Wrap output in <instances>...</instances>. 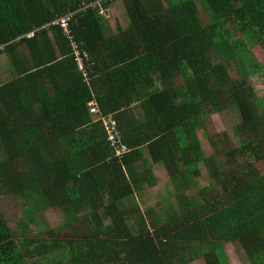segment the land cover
<instances>
[{
    "label": "trees",
    "instance_id": "16d2710c",
    "mask_svg": "<svg viewBox=\"0 0 264 264\" xmlns=\"http://www.w3.org/2000/svg\"><path fill=\"white\" fill-rule=\"evenodd\" d=\"M95 1L0 0V44L9 55L28 48L32 59L0 82V181L28 197L32 214L54 209L65 218L46 236L18 238L0 211V264H190L194 249L208 252L207 264H229L220 243L231 239L252 264H264L254 255L263 248L264 174L256 164L264 162V105L233 63L241 48L264 46V0H122L130 22L114 34ZM68 16L90 56V83L69 33L55 23ZM135 102L142 111L131 118ZM231 109L241 116L240 146L224 162L206 155L198 130ZM106 119L116 120L129 150L122 159ZM144 146L178 187L201 175L203 163L222 193L209 201L204 192L199 206L185 196L182 214L169 211L152 224L140 215L129 226L141 185L130 175ZM229 157L244 159L231 175Z\"/></svg>",
    "mask_w": 264,
    "mask_h": 264
},
{
    "label": "rangeland",
    "instance_id": "374dc122",
    "mask_svg": "<svg viewBox=\"0 0 264 264\" xmlns=\"http://www.w3.org/2000/svg\"><path fill=\"white\" fill-rule=\"evenodd\" d=\"M205 10L206 9L202 10L203 15ZM120 13L121 10L114 7L111 12L107 14L111 19H113L111 21V24H113L115 16L119 17ZM229 26L237 31L239 29L238 23L236 25H233V23H229ZM113 30H117V28L114 27ZM236 35L237 36H235V38H243L240 33H236ZM68 38L71 39L70 34ZM0 57L4 60H12V58H10L12 57V55H9L8 52H4V55L2 54ZM211 57L216 63L222 62L223 60V58L217 55V52L215 50L211 52ZM233 63L235 67V73L236 75H238V77L244 74L249 75V82L251 84V87L255 89V92L257 94V101H262L261 104H264V46L260 45L250 50L241 48V56L236 58ZM2 66L4 67V62ZM255 67H257V70ZM2 79L4 80V76L2 77ZM261 104L258 103V107H260ZM107 121L108 119H106L105 123ZM240 121L241 116L239 112L233 109L225 110L224 112L208 116L204 120V123H202V126L198 130V133L202 141L203 151L207 156L216 157L226 162L223 158L225 153L232 150L233 147L240 146L239 136L237 137L234 131V127ZM3 158L4 156L1 154L0 160L2 161ZM243 160L244 159L242 158H238L236 161L233 157H229V170L226 171V174L231 175V173L236 172L237 166L243 164ZM178 166L181 170H184L185 168V165H183V163H179ZM256 167L261 171V174H264V162L257 163ZM200 168L201 175L191 177L190 180L193 188L192 194L194 195V192L199 193L200 191L201 193L206 192L209 201H214L216 195L222 193V190L217 185V183L213 184L209 182L210 175L203 163L200 164ZM153 174L155 178L159 177L161 182H159V185L155 187L154 190H151L149 192H138L134 196L137 202L138 209H135L133 216L127 219V223L129 224V226L132 225L133 228L135 227L134 223H137L136 219L139 218L140 215L144 216L146 220L150 222V224H152V221L154 219L164 214V207H162L161 209L154 207V203L159 202L158 194L162 193L164 190L162 188V185L171 183L170 188L172 187L175 192L178 188V184H174L172 182L165 183L163 174H161L157 169ZM210 184H212V186ZM210 193L212 194L210 195ZM196 196L197 198H200L198 195ZM165 201H171L177 206L175 208H178V212L182 211V208L180 209L177 205L175 198H167L165 199ZM31 205L32 204L30 203L28 197L23 196V194L21 193L9 190V188L4 185L2 181H0V211L2 212L7 224L14 230V233L17 234L18 238H20L21 235L23 238L24 235L28 236L31 234L36 238L40 236H46V234L51 233V231H53L54 228H57V225H59L65 219L63 216H61V214H59L62 213L61 211H57L54 209H47L41 213L36 212L32 214ZM105 222L106 224H109L111 222V219H105ZM27 226L31 227V231L30 233L24 234V231L26 230L25 228ZM191 253L192 251H187L186 255H191ZM247 263L252 264L250 260ZM198 264H203V262H200Z\"/></svg>",
    "mask_w": 264,
    "mask_h": 264
},
{
    "label": "crops",
    "instance_id": "0c3cea01",
    "mask_svg": "<svg viewBox=\"0 0 264 264\" xmlns=\"http://www.w3.org/2000/svg\"><path fill=\"white\" fill-rule=\"evenodd\" d=\"M116 7L117 9L121 10V13L118 16H115L114 18V22L113 24H111V21L113 19H111L108 15H105L103 17L104 22L107 25V34H114L118 31V23H121L123 25H128L130 22V19L128 17V13L126 11L125 5L123 3V1H119L116 4H114L111 8V10ZM111 10L108 12L110 13ZM117 28V30H113V28ZM55 54H58V57L61 58V55L59 54V52L57 51V48L54 49ZM10 54H12V60L10 59H1L0 57V82L1 83H6L8 81H13L15 79V75L17 74V68L15 67V63L19 64V70L21 69V67L23 66H31L32 65V59H31V54H30V49L28 48H23L21 51L18 50V52L14 51H10ZM4 55V54H3ZM6 55V54H5ZM1 56V55H0ZM4 62V67L2 66ZM4 76V80L2 79V77ZM46 87L48 92L50 93V95L55 93L54 88H52L50 83H46ZM39 104H37L38 106ZM264 105V104H263ZM142 111V108L140 107V102H135L133 103L130 107H128V114L129 116H131V118L133 116L136 115H140ZM146 135V131L144 133ZM150 134V133H147ZM143 153L141 154L142 156L139 158V160L136 162L135 166L132 168L133 169V175L131 174V179L134 180L133 178L140 180L141 185L139 186L138 189H135L134 191V196L138 193V192H149L151 190H154L155 187H157L159 185L160 179L159 177H154V171L157 169L161 174H163V178L165 183L167 182H172L169 174L167 173V170L165 168H162L161 166L157 165V164H152L150 161H152L151 159V151L148 148V146H144L143 148H141ZM148 161V162H146ZM134 168H135V172H134ZM210 183H213L212 181H209ZM170 184L171 183H167L165 185H162L163 187V192L158 194V199L159 202H155L154 203V207H157L159 209H161L162 207H164L163 212L164 214L168 213L169 211H171V213H177L178 212V208L174 203H172L171 201H165V199L167 198H175L177 205L179 206V208L181 209L182 207V203L185 204V201L182 199H186V197L188 198H192L194 199V204L195 206H199V203L202 202V200L204 199V197H202L203 193H201V191L199 193H195L194 195L192 194V184L188 185L187 187H183L182 185H179V187L176 189V192L172 189V187L170 188ZM212 186V184H210ZM208 190V189H205ZM206 193V192H205ZM212 193H210L211 195ZM198 195L200 198H197ZM207 195V193H206ZM209 195V196H210ZM214 195V194H213ZM186 196V197H185ZM137 203V202H136ZM138 208V207H137ZM170 213V212H169ZM181 213V212H178ZM163 214V215H164ZM104 225H108L106 224L105 220L103 221ZM132 226V225H131ZM261 236L258 238V241L260 242L259 246L263 245V248L261 250V252L255 253L254 255L257 257V260H259L260 262H264V227L261 228L260 230ZM220 244H224V251H223V255H225V259L229 264H250L247 263L250 259L248 257V253L245 250V248L241 245V243L238 242V239L235 240H229L226 241L224 243H220ZM237 247V248H236ZM239 248V249H238ZM241 249V250H240ZM208 252L202 251V253L198 252L197 249L193 250V255H194V261L191 262L190 264H198L200 262H203V264H207V261L205 260L204 256L207 255ZM213 261H215V259L213 258Z\"/></svg>",
    "mask_w": 264,
    "mask_h": 264
},
{
    "label": "built area",
    "instance_id": "2783aa9c",
    "mask_svg": "<svg viewBox=\"0 0 264 264\" xmlns=\"http://www.w3.org/2000/svg\"><path fill=\"white\" fill-rule=\"evenodd\" d=\"M115 0H96L93 3L94 9H103L106 5L113 3ZM75 14V13H70ZM69 16L63 19L57 20L55 23H60V25L64 28L66 34L68 33L71 35L72 40V48H73V55L75 58V62L77 64L78 71L83 75L86 81L90 80V75L92 73V67L89 64L90 56L88 55L87 51H82L80 48V44L75 41L73 34H71L72 30L69 28ZM33 35V34H32ZM29 35V37H32ZM69 36V35H68ZM6 48V44H0V54ZM106 128L108 131V138L113 141L112 146H114V151L116 157L122 159V157L129 152L128 148L123 145L121 139V132L118 128V124L115 119H108L106 122Z\"/></svg>",
    "mask_w": 264,
    "mask_h": 264
},
{
    "label": "clouds",
    "instance_id": "9594fccd",
    "mask_svg": "<svg viewBox=\"0 0 264 264\" xmlns=\"http://www.w3.org/2000/svg\"><path fill=\"white\" fill-rule=\"evenodd\" d=\"M118 1H120V0H115L113 3H111V4H108V5H106L103 9H98V12H99V14H101L102 15V17H104L105 15H107L108 14V12L111 10V8H112V6L114 5V4H116ZM122 1V0H121ZM71 30H72V28H71ZM73 34V33H72ZM20 38H22V37H20ZM80 44V43H79ZM73 51V50H72ZM82 51H85V50H82ZM4 52L5 51H2L1 52V54L0 55H2V54H4ZM93 70V69H92ZM79 72V71H78ZM80 73V72H79ZM92 73H93V71H92ZM81 74V73H80ZM82 75V74H81ZM83 76V75H82ZM83 79L85 80V78L83 77ZM86 81V80H85ZM90 81H91V77H90V80L89 81H86L87 83H90Z\"/></svg>",
    "mask_w": 264,
    "mask_h": 264
}]
</instances>
